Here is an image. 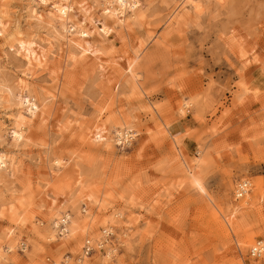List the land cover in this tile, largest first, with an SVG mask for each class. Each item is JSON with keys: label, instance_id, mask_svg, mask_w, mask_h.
<instances>
[{"label": "rangeland", "instance_id": "obj_1", "mask_svg": "<svg viewBox=\"0 0 264 264\" xmlns=\"http://www.w3.org/2000/svg\"><path fill=\"white\" fill-rule=\"evenodd\" d=\"M85 1L98 21L72 13V51L63 40L35 46L51 69L23 74L27 58L0 31V97L4 86L17 94L0 100V264H264L250 256L264 241V0H142L130 29L107 15L117 4ZM59 2L0 0V12L29 34L31 13L50 16ZM182 8L181 32L170 26ZM67 49V66L78 62L53 70ZM33 99L44 108L30 120L21 104ZM96 127L100 143L84 144ZM75 170L82 185L69 203L63 176ZM243 180L254 185L249 205L235 198ZM50 190L76 222L70 237L34 213ZM87 241L106 245L87 257Z\"/></svg>", "mask_w": 264, "mask_h": 264}, {"label": "bare ground", "instance_id": "obj_2", "mask_svg": "<svg viewBox=\"0 0 264 264\" xmlns=\"http://www.w3.org/2000/svg\"><path fill=\"white\" fill-rule=\"evenodd\" d=\"M49 1L50 0H41V2L44 4H48ZM103 1H105L106 3H109L110 5L112 3H115L118 5V8H115L113 11L109 10L107 12V15H111L113 22L115 24L120 23L123 28L130 29L131 26L134 23H137V21L142 17L140 14V9L142 6V0H111V1L103 0ZM85 2H86L85 0H81V1L60 0L59 3H54V5L52 6L53 10L55 11V14H52V15L50 14V16H42V15H37L35 13H31L29 20H28L29 23L33 24V22H34L36 29H38L39 31L42 29L43 30L45 29V30H47V32L50 31L51 35H48V34L43 35V34H41V32L36 31L35 28H34L35 30L32 29V31L29 34L28 33L26 34L23 31L21 26L9 25V22L6 21L4 15H3L4 12L3 13L0 12V31L2 33V37H4L6 43L9 47L17 48V50L22 52L25 55V57L27 58V63H25L26 68H25V71H23V74L30 71L31 68L32 69H34V68L38 69L40 67H43V68H50L51 69V67L49 66L50 65V63H49L50 57L49 56L52 54L50 52L45 51L42 47L35 48V46L37 47L38 44L45 47L46 45L49 46L54 41L63 40L65 45L68 48H70L72 51V49H73L72 45H74L73 44L74 42L72 41L71 36L73 35V31H75V26L74 25L67 26V24H68V20H69L70 16L72 15V13L74 11H83L84 12V22H86V23L92 24V23H94V22L96 23L98 21V18L94 17L93 12H91L92 8H88ZM53 10H52V12H53ZM128 12H131V14L127 15ZM184 14H188V10H186L185 8H182L180 12L176 13L174 23L172 25L170 24L171 25L170 27H173V26L178 27L179 26L178 27L179 29L178 28L177 29H178V31H181L180 25L182 24V17ZM54 20H57L58 22H62L64 24V26H65L64 31L65 32L63 34L55 27L54 22H53ZM102 31L106 35V37H108V38L113 37L115 35L114 29L112 27L104 26L102 28ZM79 34L81 36H85L84 32H80ZM70 49H67L66 51L61 50L62 54L59 57V59L56 58L57 57L56 56L51 61V63H53L52 67H54V68H52L53 70H58L60 68L64 69L63 67L74 66V64H76L78 62V60L76 59V61L74 60L72 65L67 66V61L69 60V58H71L69 55ZM76 51H78V50H76ZM80 52L82 55H84V53H86V50L81 49ZM56 55H57V53H56ZM78 59H79V57H78ZM248 62H249V60L244 61V63H248ZM62 65H64V66H62ZM107 71H110V67L103 66L102 77H104V75H106ZM68 77L71 78V76H68ZM106 78H108V77H106ZM101 79H103V78H101ZM19 81H20L19 82L20 85L25 84V82H23V80H19ZM73 81H75V80H73ZM73 85H75L74 82H73ZM16 96H17V94L14 93V89L11 86H4L3 95H1L0 100L2 102L9 103L11 99H16ZM24 101L25 100H23V102ZM23 102L21 105L22 106L24 105L26 110L28 111L27 113H30V116H31L30 120H32L33 118H38V117L42 116L43 108H44V105H42L43 103H38L34 99L33 100H26L24 103ZM23 119H25V118H23ZM26 124L27 123H25L20 129L15 131V133H14L15 141L22 142L26 139V136H25ZM98 129H99L98 127L94 128V129L86 128L85 129L86 133L83 136V143L86 145H90V146L94 145V144L95 145L99 144L100 143L99 138L102 136L103 131H101L99 134L97 132ZM124 133L123 132L118 133V135H117V137L119 138V139H117L118 142H120V138H122L124 136ZM125 138L127 140V143H129L130 138H134V136L132 135V132L130 130H128L125 133ZM7 164H8L7 163V156L2 155V157L0 158V167L6 168ZM56 165L61 166V162L57 161ZM74 172H75L74 176L73 175H67V174L63 176L64 179H67V178L72 179V182L70 185V189H71L70 193L72 195V198L69 197L67 199V202H69V203L74 199V196H76V193L73 192V190H74L73 188H77V187H80L82 185V177H83L82 174L80 173L79 170H75ZM52 174H53V171L51 172V175ZM243 182L245 183L248 181L243 180L239 183H243ZM251 185H253V184L248 182V189H247L248 191L246 192V194L242 198L237 199L235 196L236 200L242 201L241 203L243 205H249L248 199H249V196L251 195V192L253 189L252 188L251 192H250V186ZM253 187H254V185H253ZM51 192L52 191L50 190V194H51ZM47 193H48V190H47ZM47 193L43 192V197L40 199L39 203L37 204L36 211H34V213L43 214V215H46L48 217V219L51 222L52 233H56V232L60 233V235L63 236V238L70 237L72 234H74L75 231L78 230L77 229L78 227L76 225V222L73 219V216L70 215L69 213H67L62 205L56 203L58 196H59L57 193L55 194V192H52V195H49ZM77 193H79V192H77ZM56 195H58V196H56ZM85 198L88 199L89 195L80 197V201L83 202L85 200ZM3 207H4V205H3ZM84 212H85L84 214H86L87 209H85ZM236 212H237V210L233 211V214H235ZM81 213L82 212L78 211V214L81 215ZM12 233H13V231L9 229L7 234H9V236H10V234H12ZM88 242H90V241H88ZM258 243H260L259 245H260L261 249L263 250V253L260 256V257H262L264 255V241H257L252 248H254ZM99 245H102V244H99ZM2 253H3V248L1 247L0 248V259L2 258ZM242 255H244V253ZM55 264H58V263H55Z\"/></svg>", "mask_w": 264, "mask_h": 264}, {"label": "built area", "instance_id": "obj_3", "mask_svg": "<svg viewBox=\"0 0 264 264\" xmlns=\"http://www.w3.org/2000/svg\"><path fill=\"white\" fill-rule=\"evenodd\" d=\"M247 189H248V182L238 183L237 184V187H236V190H235V196H236V198L237 199L242 198L246 194V192L248 191ZM111 236H112L111 234H108L106 236L107 242L109 241V239H110ZM259 244L260 243H258L254 248H252L250 250V256L251 257L259 258L261 256V254L263 253V250L261 249V247H260ZM104 245H106V242L105 243H102V245H99V244H97V242L96 243H93L91 241L90 242L87 241L83 245L82 251L84 252V254L87 257H91L95 253V251H97V250H99V251L103 250V246ZM52 264H55V263L52 262ZM60 264H66V263L65 262H62Z\"/></svg>", "mask_w": 264, "mask_h": 264}]
</instances>
